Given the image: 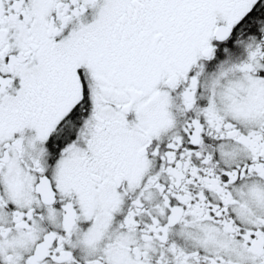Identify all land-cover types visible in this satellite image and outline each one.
<instances>
[{"label":"snow or ice","instance_id":"6c2138e0","mask_svg":"<svg viewBox=\"0 0 264 264\" xmlns=\"http://www.w3.org/2000/svg\"><path fill=\"white\" fill-rule=\"evenodd\" d=\"M0 264H264V0H0Z\"/></svg>","mask_w":264,"mask_h":264}]
</instances>
